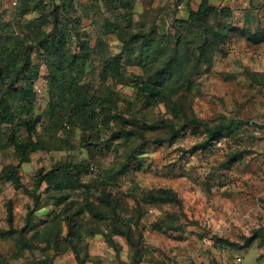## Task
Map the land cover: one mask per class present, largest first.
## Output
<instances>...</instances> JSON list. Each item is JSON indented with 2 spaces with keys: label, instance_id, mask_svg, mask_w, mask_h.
Here are the masks:
<instances>
[{
  "label": "rangeland",
  "instance_id": "374dc122",
  "mask_svg": "<svg viewBox=\"0 0 264 264\" xmlns=\"http://www.w3.org/2000/svg\"><path fill=\"white\" fill-rule=\"evenodd\" d=\"M18 1L0 0V22L22 34L28 32L30 22L42 20L39 13L19 17ZM131 1L132 27L156 30L163 49L167 44L172 47L170 41L184 31L176 21L187 19L189 8L197 10L202 2ZM210 4L223 10L222 23L236 32L214 52L211 63L192 59L186 68L188 77L177 80L176 97L188 115L210 125L234 122L239 125L235 133L202 149L206 135L190 128L181 131L172 144L157 142L166 135L164 129L147 133L143 139L134 134L125 142L115 138L121 129L115 120L107 126L101 117L94 129L71 123L62 114L57 121L49 120L43 112L51 94L47 70L41 64L35 80V113L42 115L34 137L41 144L39 150L28 163L20 162L13 148L0 151V172L16 166L23 184L17 188L0 181V264H80L82 260L83 264H136L139 255L144 258L141 264H241L238 257L243 258L242 264H264V258H259L264 247L244 248L254 237L264 245V0H211ZM106 6V0H75L74 13L68 9L71 16L81 18L82 39L93 48L102 42L107 53L126 66L124 83L110 78L103 85L95 64L84 80L91 85L88 96L95 89L105 95L106 88H111L119 97L118 113L126 119L135 117V122L149 124L174 120L165 104L147 106L137 101L131 77L145 75L143 67L149 60L136 58L135 65H126V44L107 24L121 21L126 26L128 14L122 8L114 13ZM76 44L77 40L72 50L76 51ZM33 63L39 66L40 58L34 57ZM66 164L75 166L70 170L74 175L70 179L76 183L73 190L59 192L47 183L38 186L42 174ZM112 172L117 176L106 179ZM102 184L113 192L121 210L135 217L131 224L135 246L115 233L119 225L112 215L97 219L86 209L88 202L100 204L96 189ZM158 189L174 190L181 205L146 202L147 191ZM59 199L65 200L60 203ZM65 216L79 225L81 240L66 237ZM29 217L34 228L27 224ZM169 218L176 230L158 229ZM52 221L59 230L54 231L56 241L51 246L35 242V248L23 246L22 241L37 231L36 239L41 240V232L54 226ZM69 240L74 241L80 261L73 246L65 243ZM140 241L142 246L136 247Z\"/></svg>",
  "mask_w": 264,
  "mask_h": 264
},
{
  "label": "trees",
  "instance_id": "16d2710c",
  "mask_svg": "<svg viewBox=\"0 0 264 264\" xmlns=\"http://www.w3.org/2000/svg\"><path fill=\"white\" fill-rule=\"evenodd\" d=\"M74 2L75 0H60V3L56 4L54 0H19L17 7L19 17L39 13L42 20L30 22L26 33L17 34L10 24L3 25L0 22V151L13 148L20 162L28 163L30 155L39 150L41 144L34 140V137L41 125L42 115L35 113L37 99L35 80L40 75L38 70L41 64L46 67L45 79L51 94L50 102L43 112V116L49 120L57 121L59 119L57 115L62 114L68 116V121L71 123L78 122L93 129L99 127L101 117H103L102 123L105 121L107 126L110 125V121L115 120L116 124L121 125L119 132L115 133V138H123L125 142H128L134 134H138L143 139L147 133L164 129L166 135L157 142L172 144L181 131L190 128L193 133L202 132L206 135V140L200 145L202 149L235 133L239 125L234 122L210 125L194 115H188L176 97L179 90L177 80L188 77L186 68L191 67L192 59L198 64L211 63L214 52L232 39L236 32L235 27L222 23L224 12L212 7L211 0H202L197 10L189 8L187 19L176 21L178 27L184 31L177 35L176 40L170 41L172 47L167 44L165 49L159 45L156 30L147 31L145 26L132 27L130 12L133 1L106 0L108 10L115 13L122 8L128 14L127 20L130 23L126 26L121 21L119 24H107V28L115 32L126 44L123 49L126 65H135L136 58L149 60L143 67L145 75L131 77L136 89L137 101L147 106L165 104L173 112L174 120L156 121L151 124L135 122V117L130 120L122 113H118L119 97L111 91V88H106L105 95L99 93V89H95L91 96H88L91 85L84 83V80L95 64L100 67L99 77L103 85H106L110 78L121 79L124 83L127 78L126 66L119 59H113L102 42L93 48L89 41L80 37L81 18L76 15L71 16L68 11V9L74 11ZM224 15L226 16L225 13ZM126 27L130 29L127 30ZM244 32L249 34L247 31ZM181 34L183 36L180 37ZM249 37L253 38L250 35ZM76 40L78 48L75 51L71 47ZM168 50H171V53L168 54ZM37 56L41 60L39 66L33 63V58ZM96 134V137L100 138L98 131ZM20 136L23 138L20 139ZM90 140L91 135H88L87 144H90ZM239 155H234L233 160H237ZM74 168L72 164L54 168L49 173L41 175L38 186L42 187L47 183L59 192L73 190L76 183L70 179L74 176L70 170ZM115 176L117 174L113 172L108 173L106 179L112 180ZM0 181L11 182L17 188L23 187L21 175L14 165L1 170ZM96 190L100 204L88 202L86 209L97 219L102 217L109 219L112 215L116 221L114 223L119 225L115 227V233L126 237L128 242L134 245L131 224L135 222V217L121 210L116 197L106 185L102 184V188ZM59 200L63 203L65 199ZM145 200L151 203L181 205L178 194L171 189L149 190ZM121 214L124 215L123 220ZM71 219V216H65L63 219L67 223L66 237L73 236L81 240V229ZM27 224L31 226L30 228H34L31 217ZM52 225L54 226L45 228L41 232L43 235L41 240L36 239L39 234L37 231L28 240L22 241L23 246L26 249L35 248V243L51 246L56 241L52 239V235L54 231L59 230L53 221ZM164 225L167 228L159 226L158 229L176 230L172 218H169ZM256 239L257 237L248 240L244 248H249ZM65 243L73 246L75 255L80 261V255L74 248V241L69 240ZM140 243L141 241L136 247ZM139 256L136 257L138 259L136 264H141L144 259L142 255ZM83 263V260L80 261V264Z\"/></svg>",
  "mask_w": 264,
  "mask_h": 264
},
{
  "label": "crops",
  "instance_id": "0c3cea01",
  "mask_svg": "<svg viewBox=\"0 0 264 264\" xmlns=\"http://www.w3.org/2000/svg\"><path fill=\"white\" fill-rule=\"evenodd\" d=\"M263 244H264V242H263ZM254 245H257L258 247H264V245H262L261 243H259L258 242V240L256 239L254 242H253V244L251 245V246H254ZM250 246V247H251ZM259 258H264V252H262L261 251V253L259 254ZM243 263V258H242V262H241V264Z\"/></svg>",
  "mask_w": 264,
  "mask_h": 264
},
{
  "label": "built area",
  "instance_id": "2783aa9c",
  "mask_svg": "<svg viewBox=\"0 0 264 264\" xmlns=\"http://www.w3.org/2000/svg\"><path fill=\"white\" fill-rule=\"evenodd\" d=\"M242 262V258L241 257H238L237 258V263H241Z\"/></svg>",
  "mask_w": 264,
  "mask_h": 264
}]
</instances>
